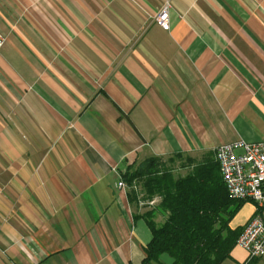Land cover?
<instances>
[{"label":"crops","instance_id":"obj_1","mask_svg":"<svg viewBox=\"0 0 264 264\" xmlns=\"http://www.w3.org/2000/svg\"><path fill=\"white\" fill-rule=\"evenodd\" d=\"M161 4L0 0V264H141L126 170L264 141V0H172L167 31Z\"/></svg>","mask_w":264,"mask_h":264},{"label":"trees","instance_id":"obj_2","mask_svg":"<svg viewBox=\"0 0 264 264\" xmlns=\"http://www.w3.org/2000/svg\"><path fill=\"white\" fill-rule=\"evenodd\" d=\"M175 155L168 159L173 163ZM188 172L174 176L173 168L161 158H149L122 175L129 187L141 184L143 202L159 199L161 224L153 210L143 215L151 240L143 249L141 264H222L230 259L242 227L230 223L243 202L231 200L221 180L213 153L199 160L186 157Z\"/></svg>","mask_w":264,"mask_h":264},{"label":"built area","instance_id":"obj_3","mask_svg":"<svg viewBox=\"0 0 264 264\" xmlns=\"http://www.w3.org/2000/svg\"><path fill=\"white\" fill-rule=\"evenodd\" d=\"M172 0H162L154 23L169 30ZM5 43L0 33V50ZM213 157L228 197L235 202L254 204L251 219L239 235L236 246L246 254V263L264 257V141L237 140L216 147ZM123 187L122 183L118 184Z\"/></svg>","mask_w":264,"mask_h":264},{"label":"rangeland","instance_id":"obj_4","mask_svg":"<svg viewBox=\"0 0 264 264\" xmlns=\"http://www.w3.org/2000/svg\"><path fill=\"white\" fill-rule=\"evenodd\" d=\"M169 158H166V159H163L164 161L167 162V164H169V166H171V168H173V172H174V176H183L185 175L187 172H188V169L187 168H182L181 166L182 165H186L187 162L185 161L186 157L182 156L180 159L178 158H174L173 159V163L171 161H168ZM156 202L155 201H149V202H143L141 200V198H139V207L141 208H146L147 210H145V212H151V210L148 208H152L153 206H155ZM245 204H249L248 206V210L244 207ZM244 205H242V207L239 209V211L236 213V215L234 216L233 220L231 222L234 221V219L236 220H240V218L244 215V213L246 214L247 211H253L254 212V204L250 203V202H247V203H244ZM146 212V213H147ZM158 221V218L156 219ZM160 221V220H159ZM162 222V221H161ZM240 250L239 247H235L234 250ZM226 264H229V263H226Z\"/></svg>","mask_w":264,"mask_h":264}]
</instances>
